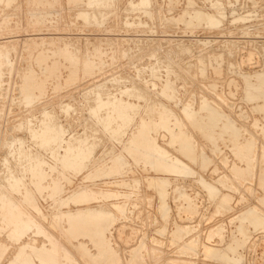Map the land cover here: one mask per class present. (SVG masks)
<instances>
[{
  "label": "rangeland",
  "instance_id": "obj_1",
  "mask_svg": "<svg viewBox=\"0 0 264 264\" xmlns=\"http://www.w3.org/2000/svg\"><path fill=\"white\" fill-rule=\"evenodd\" d=\"M1 193L0 264H264V0H0Z\"/></svg>",
  "mask_w": 264,
  "mask_h": 264
},
{
  "label": "bare ground",
  "instance_id": "obj_2",
  "mask_svg": "<svg viewBox=\"0 0 264 264\" xmlns=\"http://www.w3.org/2000/svg\"><path fill=\"white\" fill-rule=\"evenodd\" d=\"M78 4H79V3H78ZM78 4H77V5H78ZM91 18H92V17H91ZM205 18H206V17H205ZM77 54H78V53H77ZM79 54H80V53H79ZM66 55H67V54H66ZM75 57H76V55H75ZM72 58H73V57H72ZM86 59H87V58H86ZM79 65H80V64H79ZM73 66H74V65H73ZM80 67H81V66H80ZM74 69H75V67H74ZM78 69H79V68H78ZM81 69H82V68H81ZM75 70H76V69H75ZM76 71L78 72V70H76ZM25 94H26V93H25ZM142 98H143V97H142ZM111 103H112V102H111ZM101 104H102V103H101ZM104 104H105V103H104ZM113 105H114V104H113ZM128 106H129V105H128ZM112 107H113V106H112ZM116 108H117V107H116ZM128 108H129V107H128ZM100 109H101V108H100ZM132 109H133V108H132ZM212 111L214 112V110H212ZM212 111H211V113H212ZM211 113H210V115L214 114V113H212V114H211ZM215 113L217 114V111H216ZM107 114H108V113H107ZM115 114H116V113H115ZM189 115H190V114H189ZM219 115H220V114H219ZM214 116L216 117V116H218V114H217V115H214ZM214 116L212 115V117H214ZM189 118L192 119L193 116H191V117L189 116ZM103 119H104V118H103ZM58 121H59V120H58ZM107 122H108V121H107ZM192 122H194L195 124L197 123V122H195L193 119H192ZM143 123H144V122H143ZM205 124H207V123H206V122L203 123V125L205 126V128H207V126H209V125H208V124L205 125ZM212 124H213V123H212ZM201 125H202V124H201ZM201 127H202V129H203V133H204V130H205V129L203 128V126H201ZM45 129H46V128H45ZM42 130H43V129H42ZM59 130H60V129H59ZM201 132H202V130H201ZM208 132H209V131H208ZM210 132H212L211 129H210ZM181 133H182V132H181ZM183 133H184V132H183ZM203 133H202V134H203ZM206 133H207V131H206ZM206 133H205V134H206ZM212 133H213V132H212ZM230 133H231V132H230ZM93 134H94V133H93ZM184 134H186V133H184ZM184 134H183V135H180V134H179V135L182 136V138H187L188 136H186V135H184ZM208 134H209V133H208ZM210 135H213V134H210ZM180 136H179V138H180ZM183 136H184V137H183ZM185 136H186V137H185ZM206 136H207V135H206ZM209 138H210V137H209ZM209 138H208V139H209ZM175 139H177V137H176ZM189 139H190V138H189ZM180 140H181V139H179L178 141H180ZM182 140H183V139H182ZM184 140H185V139H184ZM209 140H210V139H209ZM83 141H84V140H83ZM85 141H86V140H85ZM110 141H111V140H110ZM186 141H187L186 143H188V140H187V139H186ZM189 141H191V140H189ZM49 142H50V141H49ZM183 142H184V141H183ZM79 143H80V142H79ZM180 143H182V142H180ZM184 143H185V142H184ZM185 145H186V144H185ZM187 145H188V144H187ZM182 146H184V144L181 145V148H182ZM193 146H194V145H193ZM248 146H249V145H248ZM81 147H83V146H81ZM184 147H186V146H184ZM194 147H195V146H194ZM194 147H193V148H194ZM92 148H93V147H92ZM189 148H191V147H189ZM155 149H156V148H155ZM187 149H188V146H187ZM194 149H195V148H194ZM244 149H245V148H244ZM76 150H77V149H76ZM157 150H158L160 153H162L163 155L166 153L165 149L159 148V149H157ZM183 150H184V149H183ZM189 150H190V149H189ZM184 151H185V150H184ZM196 151H197V150H196ZM243 151H244V150H243ZM185 152H186V151H185ZM244 152H245V151H244ZM20 153H21V152H20ZM194 153H196V152H194ZM261 153H262V152H261ZM191 154H192V153H191ZM186 155H189V153L186 154ZM192 155H193V154H192ZM256 155H257V154H256ZM193 156H194V155H193ZM193 156H191V157H193ZM195 156H197V155L195 154ZM244 156H245V155H244ZM246 157H247V160L250 159L249 156H246ZM159 159H160V158H159ZM178 159H179V158H178ZM178 159H175L176 161H175L174 164L171 163L170 165H169V164L167 165V163H165L166 165L164 164V165H162L161 167H162L163 169H169L170 171H171V169H172L173 171H175V170L177 171V170H179V168L182 166V164H181L182 161H180V160H178ZM255 161H256V160H255ZM246 162H247V161H246ZM250 162H251V161H250ZM252 162H253V161H252ZM34 164H35V163H34ZM61 164H62V163H61ZM246 164H247V163H246ZM249 164H251V163H249ZM247 165H248V164H247ZM36 166H37V165H36ZM40 166H41V165H40ZM248 168H249V167H248ZM35 169H36V168H35ZM245 170H246V169H245ZM259 170H260V169H259ZM246 171H248V169H247ZM243 175H244V174H243ZM12 176H13V175H12ZM15 176H16V175H15ZM10 178H11V177H10ZM18 178H19V177H18ZM18 178H17V179H18ZM32 178H33V177H32ZM11 179H12V178H11ZM11 179H10V180H11ZM15 179H16V177H15ZM17 179H16V180H17ZM63 179H64V178H63ZM12 180H13V179H12ZM16 180H14V181H16ZM18 180H21V179H18ZM235 180H236V179H235ZM14 181H13V182H14ZM16 182H17V181H16ZM18 182H19V181H18ZM41 182H42V181H41ZM247 182H248V181H247ZM11 183H12V182H11ZM21 183H22V182H21ZM21 183H20V184H21ZM239 183H240V182H239ZM9 184H10V183H9ZM55 184H56V183H55ZM11 185H13V184H11ZM16 185H19V184L16 183ZM56 185H57V184H56ZM15 187H16V186H15ZM15 187H14V188H15ZM19 187H20V185H19ZM22 187H24V186H22ZM55 187H57V186H55ZM58 187H59V186H58ZM14 188H12V189H14ZM24 188H26V187H24ZM162 188H163V186H162ZM16 189H17V188H15V190H16ZM27 189H28V188H27ZM56 189H57V188H56ZM56 189H55V190H56ZM19 190H20V189H19ZM21 191H23V190L21 189ZM21 191H20V192H21ZM28 191H29V189H28ZM28 191H26V193H28ZM98 191H99V190H98ZM102 192H103V191H102ZM2 193H3V192H2ZM2 193H1L0 195H2ZM5 193H6V192H5ZM28 194H29V193H28ZM28 194H27V196H28ZM31 194L33 195V192H32ZM55 194H57V193H55ZM93 194H94V193H93ZM95 194H96V193H95ZM7 195H9V194L6 193L5 197H7ZM32 195H29V197H31ZM25 196H26V195H25ZM25 196H24V197H25ZM27 196H26V198H29V197H27ZM73 196H74V195H73ZM93 196H94V195H93ZM0 197H1V196H0ZM3 197H4V195H3ZM10 197H11V195L8 196L9 201H11V203H9L8 205H10V208H11V204H12L13 206L16 204V203H15V204L12 203V202H14L16 199L14 200V198H11V199L14 200V201H12V200H10ZM12 197H13V196H12ZM1 199H3V198L1 197ZM24 199H25V198H24ZM24 199H23V201H25ZM31 199H32V198H31ZM31 199H30V200L28 199V200L31 202ZM38 199H39V198H38ZM3 200H4V199H3ZM19 200H20V199H19ZM33 200H34V199H33ZM6 201H7V199H6ZM29 201H28V203H29ZM67 201H68V200H67ZM7 202H8V201H7ZM15 202H16V201H15ZM21 202H22V201H21ZM21 202L19 201V203H21ZM26 202H27V201H25V203H26ZM32 202H33V201H32ZM32 202H31V203H32ZM224 202H225V201H224ZM2 203H3V202H2ZM2 203H1V201H0V204H2ZM4 203L6 204L5 201H4ZM4 203H3V204H4ZM17 203H18V201H17ZM31 203H30V204H31ZM5 204H4V206H5ZM23 204H24V203H23ZM33 204L36 205V200H35V203H33ZM19 205H20V204H19ZM1 206H2V205H1ZM1 206H0V207H1ZM16 206H17V205H16ZM16 206H15V208H13L14 210L16 209ZM24 206H26V205H24ZM36 207H37V206H36ZM38 207H39V206H38ZM2 208H5V207L2 206ZM7 208H9V207H7ZM10 208H9V209H10ZM17 208L19 209L20 207L17 206ZM25 208H26V207H24V209H25ZM106 208H107V207H106ZM22 209H23V208H22ZM24 209H23V211H24ZM38 209H39V208H38ZM102 209H103V208H102ZM107 209H108V208H107ZM4 210H5V209H4ZM4 210H2V211H4ZM20 210H21V209H20ZM39 210H41V209H39ZM5 211H6V210H5ZM8 211L14 212V211L12 210V208H11L10 210H7L6 212H8ZM25 211H26V210H25ZM35 211L38 212V210H36V209H35ZM83 211H84V210H83ZM6 212H4V213L1 212V213H2V214H5V216L8 215L7 217H9V214H8V213L6 214ZM16 212L19 213V211H16ZM16 212H15V213H16ZM95 212H96V211H95ZM98 212H99V211H98ZM101 212H102V211L100 210V213H101ZM103 212H104V211H103ZM108 212H109V210H108ZM9 213H10V212H9ZM18 213H17V214H18ZM27 213H28V211H27ZM32 213H33V212H32ZM38 213H40V212H38ZM42 213H43V212H42ZM100 213H99V215L103 214V213H101V214H100ZM2 214H1V215H2ZM10 214H11V213H10ZM20 214L23 215V214H25V213L21 212ZM20 214H19V217H20ZM66 214H67V213H66ZM91 214H92V213H91ZM97 214H98V213H97ZM257 214H258V213H257ZM22 215H21V216H22ZM40 215H41V214H40ZM63 215H65V214L63 213L62 216H63ZM75 215H76V214H75ZM95 215H96V214H95ZM11 216H12V215H11ZM14 216H18V215L15 214ZM14 216H13V218L10 217L11 220L14 219ZM25 216H26V215H25ZM43 216H44V215H43ZM93 216H94V215H93ZM7 217H5V218H7ZM27 217H28V215L26 216V218H25V217H24V218H25L26 220H28ZM31 217H32V216H31ZM31 217H28V218H31ZM91 217H92V216H91ZM97 217H98V216H97ZM5 218H4V219H5ZM99 218H100V217H99ZM99 218H98V219H99ZM19 219H21V218H19ZM19 219H18V220H19ZM25 219H24V220H25ZM70 219H72V217H71ZM102 219H103V218H102ZM2 220H3V219H2ZM22 220H23V219H22ZM72 220H73V219H72ZM9 221H10V220H9ZM9 221H7V223H8ZM14 221H15V220H14ZM14 221H13V222H14ZM16 221H17V219H16ZM30 221H31V220H30ZM83 221H84V220H83ZM96 221H97V220H96ZM4 222H5V221H4ZM10 222H11V221H10ZM25 222H26V221H25ZM28 222H29V221H28ZM71 222L76 223L75 221H71ZM79 222H80V221H79ZM255 222H256V221H255ZM11 223H12V222H11ZM11 223H10V225H11ZM17 223H18V221H17ZM17 223H16V224H17ZM20 223H21V221H20ZM20 223H19V226L21 227ZM80 223H81V222H80ZM84 224H85V223H84ZM103 224H104V223H103ZM8 225H9V224H8ZM13 225H14V224H13ZM26 225H27V224H26ZM76 225H77V224H76ZM96 225H97V224H96ZM100 225H101V224H100ZM14 226L16 227V225H14ZM79 226H80V225H79ZM12 227H13V226H12ZM20 227H19V228H20ZM92 227H93V226H92ZM103 227H104V226H103ZM181 228H182V227H181ZM14 229H15V228H14ZM77 229H78V228H77ZM15 230H17V228H16ZM72 230H73V229H72ZM21 231L24 233L23 230H21ZM77 231H78V230H77ZM97 231H98V230H97ZM17 232H18V231H17ZM101 232H102V231H101ZM72 233H74V232H72ZM77 233H78V232H77ZM80 233H81V232H80ZM74 234L77 235L76 233H74ZM74 234H73V235H74ZM85 234H86V233H85ZM73 235H72V236H73ZM73 237H74V236H73ZM102 241H103V240H102ZM78 244H79V243H78ZM24 246H25V245H24ZM33 246H34V245H33ZM43 246H44V245H43ZM45 246H46V245H45ZM45 246H44V247H45ZM51 246H52V245H51ZM77 246H78V245H77ZM79 246H80L81 253H82L87 259L90 258V259H89V260H90L89 263L91 262V260H93L94 258H96L94 255L92 256L91 252L87 249V247H85V246H83V245H79ZM98 246H99V245H98ZM102 246H103V245H102ZM28 247H29V246H28ZM44 247H42V248L44 249V252H45V250H47V249H45ZM48 247H49V246H48ZM56 247H57V246H56ZM74 247H75V246H74ZM106 247H107V246H106ZM106 247H105V249H106ZM21 248H22V247H21ZM24 248H25V247H24ZM24 248H22V250H23ZM30 248H31V247H30ZM33 248H34V247H33ZM36 248H38V247H36ZM76 248H77V247H76ZM25 249H28V248H25ZM31 249H32V248H31ZM31 249H29V251H30ZM39 249H40V248H39ZM52 249H53V248H52ZM78 249H79V248H78ZM41 250H42V249H41ZM41 250H40V251H41ZM54 250H55V249H54ZM54 250H52L53 253H54ZM57 250H58V249H57ZM59 250H60V249H59ZM80 250H79V251H80ZM210 250H211V249H210ZM34 251L36 252V249H35ZM40 251H39V252H40ZM30 252H31V251H30ZM32 252H33V251H32ZM35 252H33V253H34V254H37V253H35ZM46 252H47V251H46ZM50 252H51V251H50ZM52 252H51V254H52ZM58 252H59V251H58ZM61 252H62V251H61ZM61 252H60V256H61ZM210 252H211V251H210ZM18 253H19V252H17V254H18ZM33 253H31V254L33 255ZM41 253H42V252H41ZM47 253H48V252H47ZM55 253H56V252H55ZM64 253H65V252H64ZM67 253H68V252H67ZM67 253H66V254H67ZM24 254H25V253H24ZM31 254H30V255H31ZM39 254H40V253H39ZM94 254H95V253H94ZM98 254H100V253H98ZM27 255H29V254L27 253ZM45 255H46V254H45ZM45 255H44V257H45ZM48 255H49V257H48V256H47V257L50 258V254H48ZM56 255L58 256L57 253H56ZM56 255H54V256H56ZM63 255H64V254H63ZM67 255H68V254H67ZM209 255H210V254H209ZM19 256L21 257V256H24V255H23V253H22V255L19 254ZM19 256H17V257L19 258ZM34 256H35V255H34ZM40 256H41V255H39V258H38V259H40ZM42 256H43V254H42ZM51 256H53V255H51ZM54 256H53V257H54ZM91 256H92V257H91ZM25 257L28 258V256H25ZM37 257H38V256H37ZM44 257H43V258H44ZM58 257H59V256H58ZM93 257H94V258H93ZM15 258H16V257H15ZM56 258H57V257H56ZM60 258H62V257H60ZM91 258H93V259H91ZM19 259L21 260V259H24V258L21 257V258H19ZM19 259H16V260H19ZM30 259H32V258H30ZM41 259H42V258H41ZM44 259H46V258H44ZM64 259H65V257H64ZM66 259H68V258H66ZM97 259H98V257H97ZM97 259H96V260H97ZM108 259H109V258H108ZM20 260H19V263H20ZM28 260H29V259H27V261H28ZM42 260H43V259H42ZM48 260H50V259H48ZM112 260H113V259H112ZM14 261H15V260H14ZM14 261H12V262H14ZM24 261H26V260L24 259ZM43 261H44V260H43ZM45 261H47V260H45ZM51 261H55V260H54V259H53V260L51 259ZM65 261H67V260H65ZM94 261H95V260H94ZM98 261L100 262V259H99ZM109 261H110V260H109ZM113 261H114V260H113ZM22 262H23V261H22ZM22 262H21V263H22ZM29 262H30V261H29ZM32 262H33V261H32ZM32 262H31V263H32ZM69 262H70V261H69ZM92 262H93V261H92ZM96 262H97V261H96ZM115 262H116V261H115ZM115 262H114V264H115ZM15 263H17V262H15ZM24 263H26V262H24ZM24 263H22V264H24ZM41 263H42V262H41ZM43 263H44V262H43ZM46 263H47V262H46ZM52 263H54V262H52ZM59 263H61V262H59ZM75 263H76V262H75ZM11 264H12V263H11ZM26 264H29V263H26ZM48 264H49V262H48ZM54 264H57V263H54ZM62 264H65V262L63 263V260H62ZM69 264H70V263H69ZM90 264H91V263H90ZM112 264H113V263H112ZM116 264H117V262H116Z\"/></svg>",
  "mask_w": 264,
  "mask_h": 264
}]
</instances>
